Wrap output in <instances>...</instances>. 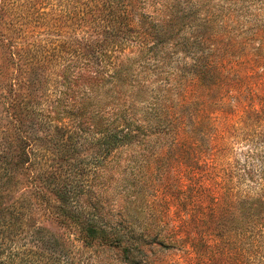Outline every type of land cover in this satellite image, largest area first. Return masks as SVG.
I'll return each mask as SVG.
<instances>
[{"label":"rangeland","instance_id":"rangeland-1","mask_svg":"<svg viewBox=\"0 0 264 264\" xmlns=\"http://www.w3.org/2000/svg\"><path fill=\"white\" fill-rule=\"evenodd\" d=\"M101 1L0 0V107L18 74L12 49L45 63L33 75L42 107L70 60L60 50L91 42L125 63L135 92L164 89L158 122L140 96L133 145L88 178L83 207L118 230L120 246L85 247L45 215L42 235L72 264H264V0H124L130 27L116 48L104 43ZM105 104L114 116V98ZM35 255L22 259L47 264Z\"/></svg>","mask_w":264,"mask_h":264},{"label":"trees","instance_id":"trees-1","mask_svg":"<svg viewBox=\"0 0 264 264\" xmlns=\"http://www.w3.org/2000/svg\"><path fill=\"white\" fill-rule=\"evenodd\" d=\"M101 2L111 22L104 43L116 48L120 39L125 40L119 35L130 27L125 21V2ZM95 44L60 50L70 60L58 76L57 96L44 107L37 87L40 76L33 75L45 63L27 53L21 57L18 51H10V62L18 74L3 92L0 107V264H25L22 255L29 250L47 264H72L56 250L51 238L42 235L40 215L75 232L85 247H119L123 241L118 230L98 219L96 209V217L87 212L83 196L89 176L103 164L101 159L133 145L135 132L144 124L135 117L140 96L150 104L151 122H158L160 111L155 106L164 89L151 83L155 95H144L141 88L135 92L125 63H107L106 47ZM101 69L110 71V80L104 79ZM106 83L111 87L105 90ZM109 97L115 100L114 116L104 110ZM86 150L94 156L85 165L81 155ZM256 199L260 202L262 197Z\"/></svg>","mask_w":264,"mask_h":264}]
</instances>
